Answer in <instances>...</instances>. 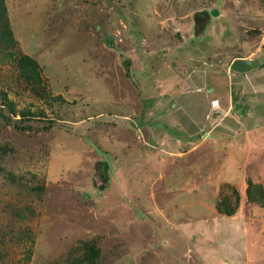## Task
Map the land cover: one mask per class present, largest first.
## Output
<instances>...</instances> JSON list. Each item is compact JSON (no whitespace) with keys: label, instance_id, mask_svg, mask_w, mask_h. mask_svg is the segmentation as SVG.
<instances>
[{"label":"rangeland","instance_id":"1","mask_svg":"<svg viewBox=\"0 0 264 264\" xmlns=\"http://www.w3.org/2000/svg\"><path fill=\"white\" fill-rule=\"evenodd\" d=\"M4 2L0 264H264V0Z\"/></svg>","mask_w":264,"mask_h":264},{"label":"trees","instance_id":"2","mask_svg":"<svg viewBox=\"0 0 264 264\" xmlns=\"http://www.w3.org/2000/svg\"><path fill=\"white\" fill-rule=\"evenodd\" d=\"M0 37H1L0 41L6 42L8 46H10V48L15 46L14 41L12 39V32L10 31L9 28L7 9L4 0H0ZM12 53L13 51L12 52L9 51L7 54L11 56L12 59L16 60L17 56H15L14 53L13 54ZM16 61L18 66L22 69V74L25 78L32 77V81L37 83L40 82V78L38 76L37 64L34 60H32L28 56L20 55L19 59ZM121 63L123 67L128 71L130 60L125 57H121ZM84 258L85 261H90L89 258L87 257V254L85 255Z\"/></svg>","mask_w":264,"mask_h":264},{"label":"crops","instance_id":"3","mask_svg":"<svg viewBox=\"0 0 264 264\" xmlns=\"http://www.w3.org/2000/svg\"><path fill=\"white\" fill-rule=\"evenodd\" d=\"M237 58H239V57H237ZM248 74H252L251 71H250V73H245V74L233 73L232 77L236 81L237 80L246 81V79L249 76ZM205 87H207V86L205 85ZM210 89H211L210 91L212 92L213 97H211L209 99V101H206V105H204L203 110H202V112H201L199 117L196 116L197 113L195 115L191 114L189 107H187L186 110H185L184 106H181V124H180V129L183 132H185L186 130H189V125L190 126L192 125V127L193 126L197 127V129L200 130V124L201 123L205 125V122L206 123L209 122V118L212 115V111L215 110V107L210 108V103H211V101L216 100L217 101V107H218L219 106V102H220L218 99H220L219 95L221 94V93L219 94V93L216 92L215 86H211ZM246 103L247 102H243V104H246ZM174 114L175 113H173V115ZM202 124H201V126H202ZM187 135L189 136V133Z\"/></svg>","mask_w":264,"mask_h":264},{"label":"water","instance_id":"4","mask_svg":"<svg viewBox=\"0 0 264 264\" xmlns=\"http://www.w3.org/2000/svg\"><path fill=\"white\" fill-rule=\"evenodd\" d=\"M260 66L261 62L258 59L235 58L232 60L229 69L234 73L245 74L258 69Z\"/></svg>","mask_w":264,"mask_h":264},{"label":"built area","instance_id":"5","mask_svg":"<svg viewBox=\"0 0 264 264\" xmlns=\"http://www.w3.org/2000/svg\"><path fill=\"white\" fill-rule=\"evenodd\" d=\"M215 106H217V101L216 100L211 101L210 108L215 107Z\"/></svg>","mask_w":264,"mask_h":264}]
</instances>
